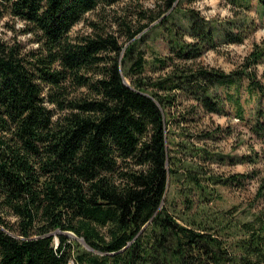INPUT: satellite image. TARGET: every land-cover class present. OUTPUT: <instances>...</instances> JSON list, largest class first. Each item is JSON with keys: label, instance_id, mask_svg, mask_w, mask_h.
<instances>
[{"label": "trees", "instance_id": "trees-1", "mask_svg": "<svg viewBox=\"0 0 264 264\" xmlns=\"http://www.w3.org/2000/svg\"><path fill=\"white\" fill-rule=\"evenodd\" d=\"M122 1L0 0V20L18 21L31 43L0 39V264H264L262 209L235 222L200 208L179 223L164 206L169 175L205 191L206 172L179 166L169 147L171 120L185 118L175 91H184V77L215 79L227 91L232 76L181 74L172 57L157 59L170 69L164 76L147 75L136 35L179 0H160L158 11L123 10L112 19L115 33L105 11ZM233 1L264 10V0ZM94 12L98 21L88 20ZM84 21L90 33L73 32ZM202 30L192 21L193 37ZM185 46L176 44L181 60L198 56ZM263 57L264 38L241 69ZM246 74L262 101L252 127L264 146V86ZM238 90L225 97L243 119ZM203 93L197 104L218 111L216 97Z\"/></svg>", "mask_w": 264, "mask_h": 264}, {"label": "rangeland", "instance_id": "rangeland-1", "mask_svg": "<svg viewBox=\"0 0 264 264\" xmlns=\"http://www.w3.org/2000/svg\"><path fill=\"white\" fill-rule=\"evenodd\" d=\"M248 3L233 0H179L177 9L164 12L158 20L136 35V50L143 53L147 75L164 76L165 71L170 69H161L157 59L169 57L170 61L172 57L174 65L182 69L181 74H189L191 69L201 68L230 74L233 80L232 86L226 91L225 86L219 85L215 79L184 77L187 85H184V91H175V104H178L174 107L184 111L181 114L185 118L176 119L180 124L174 119L169 124L173 141L169 147L175 151L173 159L181 167L194 168L199 165L206 172L200 175L203 179L200 184L205 187L201 196L191 182L184 180L183 175H180L182 180L179 182L168 176L164 206L177 217L179 223H186L192 217V212L200 208L209 209L235 222L245 220L249 211L262 209L264 212V146L252 127L253 113L262 101L256 100V95L248 88L250 76L246 74H255L256 80L264 86V57L261 63L250 66V71L241 69L244 59H251L250 53L262 47L264 10L257 3ZM136 4L142 9H162L160 0H124L106 9L107 30L117 33L112 19ZM86 18L98 21L97 12L87 14ZM192 21L203 29V33L209 32L208 42L203 40L202 32L198 35L195 32L194 37L191 35ZM20 29L22 26L18 21L5 16L0 20V39L18 41L31 47L30 36L22 34ZM89 31L85 21L73 29V32L79 33ZM178 42L190 44L185 49L191 54L197 52L198 56L187 61L181 60L177 56ZM237 86L244 109L243 119L237 118L235 105L232 101L228 103L225 97L228 93L234 95ZM203 92L216 97L218 111L207 112L197 104L194 97L203 95ZM173 117L177 118L176 115ZM182 132L183 137L180 135ZM176 143L178 146H174ZM183 146L193 151L185 150ZM208 177L211 179L208 180ZM231 208L235 211L229 213Z\"/></svg>", "mask_w": 264, "mask_h": 264}, {"label": "water", "instance_id": "water-1", "mask_svg": "<svg viewBox=\"0 0 264 264\" xmlns=\"http://www.w3.org/2000/svg\"><path fill=\"white\" fill-rule=\"evenodd\" d=\"M67 236L69 235V237L73 238V239H76L79 243H81L83 246H85L87 249H90L86 244L85 242L83 241L82 238H78L76 237L73 233L71 232H66Z\"/></svg>", "mask_w": 264, "mask_h": 264}, {"label": "built area", "instance_id": "built-area-1", "mask_svg": "<svg viewBox=\"0 0 264 264\" xmlns=\"http://www.w3.org/2000/svg\"><path fill=\"white\" fill-rule=\"evenodd\" d=\"M69 264H74V262H72V260H70Z\"/></svg>", "mask_w": 264, "mask_h": 264}, {"label": "bare ground", "instance_id": "bare-ground-1", "mask_svg": "<svg viewBox=\"0 0 264 264\" xmlns=\"http://www.w3.org/2000/svg\"><path fill=\"white\" fill-rule=\"evenodd\" d=\"M85 247V246H84Z\"/></svg>", "mask_w": 264, "mask_h": 264}]
</instances>
